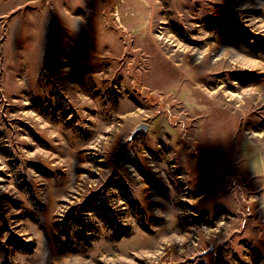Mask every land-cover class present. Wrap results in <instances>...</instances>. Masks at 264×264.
I'll use <instances>...</instances> for the list:
<instances>
[{"label": "rangeland", "instance_id": "374dc122", "mask_svg": "<svg viewBox=\"0 0 264 264\" xmlns=\"http://www.w3.org/2000/svg\"><path fill=\"white\" fill-rule=\"evenodd\" d=\"M0 264H264V0H0Z\"/></svg>", "mask_w": 264, "mask_h": 264}, {"label": "water", "instance_id": "95a60500", "mask_svg": "<svg viewBox=\"0 0 264 264\" xmlns=\"http://www.w3.org/2000/svg\"><path fill=\"white\" fill-rule=\"evenodd\" d=\"M148 129V126L146 124H139L138 126H136V128L134 129L132 135L134 136L135 134H137L140 131L145 132Z\"/></svg>", "mask_w": 264, "mask_h": 264}, {"label": "trees", "instance_id": "16d2710c", "mask_svg": "<svg viewBox=\"0 0 264 264\" xmlns=\"http://www.w3.org/2000/svg\"><path fill=\"white\" fill-rule=\"evenodd\" d=\"M88 234H86V238H88V236H87ZM86 241H89V240H86ZM19 249H23V250H29V248H27L26 246H25V244H23V243H21L20 242V240H18L17 239V242H13ZM25 246V247H24Z\"/></svg>", "mask_w": 264, "mask_h": 264}]
</instances>
